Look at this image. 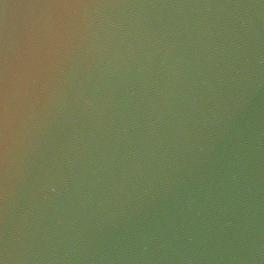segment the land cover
<instances>
[{
    "label": "clouds",
    "instance_id": "obj_1",
    "mask_svg": "<svg viewBox=\"0 0 264 264\" xmlns=\"http://www.w3.org/2000/svg\"><path fill=\"white\" fill-rule=\"evenodd\" d=\"M0 264H264V0H0Z\"/></svg>",
    "mask_w": 264,
    "mask_h": 264
}]
</instances>
